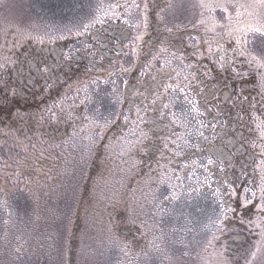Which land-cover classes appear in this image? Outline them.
I'll use <instances>...</instances> for the list:
<instances>
[{
	"label": "snow or ice",
	"instance_id": "6c2138e0",
	"mask_svg": "<svg viewBox=\"0 0 264 264\" xmlns=\"http://www.w3.org/2000/svg\"><path fill=\"white\" fill-rule=\"evenodd\" d=\"M0 7L6 8L7 0H0ZM89 7L90 12L71 26H45L44 30L36 26L23 32L24 40L40 46L71 38L83 46L74 43L55 62L37 65V74L47 77L46 93L53 86L64 91L39 114L19 110L12 114V120L21 122L19 127L10 123L7 131L0 127L5 138L0 147L9 139L13 141L7 157L0 156V185L30 192L32 175L41 172L33 166L45 159L48 150L44 144L58 148L71 141L80 153L82 170L90 167L89 161L99 148L109 151L119 145L117 156L127 166L122 170L139 175L137 183L143 187L130 190L134 195L120 214L113 215L115 203L109 213V243L121 254L117 264H139L141 257L148 259L153 251L174 264L167 253L169 245L188 249V237L195 239L201 233L210 234L204 251L218 244L222 249L218 264H229L227 240L217 235L226 227L229 213L237 217L243 230L258 237L243 260V264H255L258 256L264 257V0H189L187 4L185 0H97ZM185 7L193 10L190 28L180 24L169 27L168 17L175 18L177 9ZM115 21H121L125 30L134 34L127 44L117 41L120 51L115 55L122 51L127 64L110 62L105 68L103 51L79 38L89 37L94 29L99 31ZM152 23L157 26L158 40L149 31ZM161 27L168 35L160 33ZM19 47L20 42L14 39L8 51L14 53ZM85 57L90 59L82 65L79 61ZM16 63L14 54L0 57V72L10 66L14 69ZM81 67L85 78L74 81L55 72L63 73L67 68L70 73ZM2 91L5 99L21 95L20 89L7 83ZM221 97L226 109L219 106ZM225 110L242 143L230 154L209 155L204 148L209 142L205 130L214 136ZM149 112L154 113L153 118ZM209 115L213 119L206 122ZM33 116L37 117L34 127L29 124ZM53 124L71 126L68 140L52 144L42 139L41 129ZM17 147L20 151L13 155L10 149ZM14 195V191L0 186V213L6 229L16 217ZM250 206L255 210L252 215H248ZM202 216L206 222L201 221ZM121 224L134 226L131 237L127 232L114 231ZM232 231L239 233L241 229ZM7 235L6 231L5 239ZM149 235L152 238L147 245L135 251L137 238ZM22 247H15L14 252L20 254ZM50 247L63 255L55 242ZM80 251L86 255L83 248ZM180 254L189 255L188 251ZM259 264H264V258Z\"/></svg>",
	"mask_w": 264,
	"mask_h": 264
},
{
	"label": "rangeland",
	"instance_id": "374dc122",
	"mask_svg": "<svg viewBox=\"0 0 264 264\" xmlns=\"http://www.w3.org/2000/svg\"><path fill=\"white\" fill-rule=\"evenodd\" d=\"M96 2L97 0H7V7H0V57L14 54L16 59L18 48L14 50V53L8 51L14 39H17L22 47L24 43L34 45L24 40L23 32L32 30L36 26H40L41 30H44L45 26L60 28L66 25L71 26L87 15L90 12L89 5L94 6ZM114 2L116 0H104V3ZM188 2L189 0H185V4ZM192 11L187 7L177 9L175 18L168 17V26L180 24L182 28H190L188 21L192 18ZM17 28L21 31H15ZM76 47H82V45ZM51 57L48 56V58ZM56 60L58 59L54 58V61ZM119 62L127 64V58L124 57V60H119ZM65 69L63 73L59 70L55 72L57 75H62ZM34 73L28 69L26 73H19L15 80H12L17 83L23 97H26L23 91L31 94L27 103L33 100V93L29 91V88L33 86L29 82L32 81L31 74ZM77 79H84V77ZM63 91L61 87L59 94ZM37 98L40 100V97ZM57 99L58 95L52 101L43 99L41 103H32L33 108L28 111L24 108L15 109L13 107L10 113V107L5 106L6 109L2 107L0 127L7 131L9 119L12 122L18 121L19 124L16 127H19L21 122L12 120V114L17 110L22 113H31L35 110L39 114L45 106ZM16 103L20 104V101ZM39 106L41 109L38 108ZM11 125L14 127L13 123ZM4 139V136L0 134V143H3ZM42 139L49 141L44 136ZM64 140L66 139H62ZM58 142L52 144H61ZM12 143L13 141L9 139L7 144L0 147V156L7 157L9 145ZM37 147L41 146L37 145ZM43 147L48 150L45 152V159L33 166L39 167L41 172L32 175L33 184L29 186L30 192L28 190L15 191L10 184L0 185L15 192L11 199L14 200L17 209L14 224L8 226L7 229L2 223L3 214L0 213V264H61L62 260H67L68 264H117V261L121 259V254L109 243L107 232L109 213L113 212L112 205L115 203L117 207L113 215L120 214L134 195L130 190L143 187L142 184L137 183L140 176L129 175L122 170L127 166L121 164L117 156L120 151L119 145H114L109 151H105L103 147L99 148L90 159V167L86 170L81 169L80 153L73 147L71 141L58 148H48L47 144ZM10 151L15 155L20 148H12ZM209 151L207 154L211 155L213 152ZM31 154V149H29V155ZM37 178L39 184L36 183ZM135 195L139 197V191ZM250 209L248 215H252L255 211L251 206ZM69 216L71 223H69ZM229 217L230 219L225 221L226 227L222 232H217V235L221 240H227V256L236 254L244 260L258 237L243 230L237 217H233L231 213ZM200 219L206 222L205 217L202 216ZM196 227L199 231V225ZM233 228H240L241 231L234 232ZM6 231L7 239L4 238ZM114 231L127 232L131 237L134 226L121 224ZM208 235L210 234L201 233L195 239L190 235L188 237L191 241L190 248L183 249L169 245L167 253L172 256L174 264H205V261L218 264V253L222 251L218 244L204 251ZM18 236L22 238L19 241L16 239ZM151 238V235L143 238L144 240L138 237L135 251L145 247ZM196 241L200 243L197 244ZM53 242L61 249L63 255L50 247ZM20 245L23 247L21 253L17 254L14 248ZM81 248L85 250L86 255L81 254ZM183 251H188L189 255L182 256L180 253ZM262 258L264 257L258 256L255 264H259ZM139 264H168V261L160 253L153 251L148 259L141 257ZM229 264H243V261L230 257Z\"/></svg>",
	"mask_w": 264,
	"mask_h": 264
},
{
	"label": "flooded vegetation",
	"instance_id": "af4514ba",
	"mask_svg": "<svg viewBox=\"0 0 264 264\" xmlns=\"http://www.w3.org/2000/svg\"><path fill=\"white\" fill-rule=\"evenodd\" d=\"M161 3H163V0H161ZM99 27V26H98ZM156 24L152 23L150 24L149 31L153 34L154 39H159V37L156 35ZM126 29V26L123 25L121 21H115L110 24H106L102 29L99 31L93 30V34L89 37H80L79 39L81 41L87 40L88 43H91L94 45L95 49L99 51H103L105 54V60L103 62V65L105 68H109L110 62L111 63H118L119 60L123 61L124 56L123 52L121 51V55L117 56L115 53L117 51H120V45L117 44V41L120 42V44H127L131 35H133V31L131 29ZM160 33L163 35H168L166 32L163 31V28H160ZM177 35H182V33H178ZM146 40H149V37L145 38ZM76 44V46L82 45L79 43L75 38L69 39V41H57L55 45H49L45 43V45H31V44H23V47H19L16 50V60L17 63L15 65V68L9 67L6 72H0V109L3 107L6 109L5 106L8 108L10 107V113L11 110H13V107L18 108H24L26 111L30 110V108H33L32 103L38 102L41 103L42 100H48L52 101V99L57 96L60 93L61 87L53 86V88L45 92L44 84L45 79L47 78L44 76V78L41 77V75L37 74V65L41 61H49L48 63H53L54 58L59 59L60 56L63 54V51H66L68 47H71L73 44ZM172 43L175 44L176 40H172ZM101 44L104 45L103 49H101ZM83 46V45H82ZM147 51V48L144 49ZM123 51H127V49H124ZM27 52L28 55L25 56L24 53ZM79 55V54H77ZM48 56H52L51 58H48ZM90 59V57H85L79 63L82 65L87 64V61ZM33 60L35 62H33ZM26 71H25V70ZM34 71L35 73L32 75V81L29 82L30 85L33 87L29 88V91L33 93V100L31 103H27V99L31 97V94L23 93L26 95V97H23L22 94L12 98L10 95L5 99V94L2 91L3 84L7 83L11 87H17V83L15 81V78L19 73H26L27 70ZM95 73V70H93ZM30 74V72H28ZM65 76L68 80H73L77 78H85V69L84 67H81L79 71H77L75 68H73L72 72H68L67 68L65 69V73L62 74ZM136 73H132V76H136ZM23 83V80L21 81ZM132 83H135L134 80L131 81ZM211 83V82H209ZM21 84V83H20ZM37 97H40V100H38ZM43 97V99H41ZM20 104H17L16 102ZM212 103H215V101H212ZM31 106V107H30ZM219 106L221 109H226L227 105L225 104L224 98L221 97L219 101ZM41 109V107H38ZM43 108V107H42ZM215 109H213V112ZM38 114L37 111H33L28 114ZM11 115V114H10ZM149 118L154 117V113L149 112ZM228 111H224L219 120L217 121V128L215 131V135L213 136V133L211 130H205V134L209 136V142L204 143V148L210 153L212 152H224L226 154H230L232 151H235L236 148L240 146L241 141L238 139L237 130L233 126V121L231 119H226L228 117ZM36 116H33L31 120H29V124L34 127V120L36 119ZM27 119V117H26ZM213 117L211 115L206 117V122L212 120ZM8 123H13L14 127H16L19 122L14 121L12 122L10 119L8 120ZM58 129V131H57ZM41 131L44 132V137H46L50 143L54 142H62V139H68L71 136L72 128L70 125H51V127L45 126L44 129H41ZM67 132V135H61V133ZM212 134V135H211ZM235 140V143H232V141ZM58 142V143H59ZM251 178V177H250ZM247 187V185H244ZM143 239V238H142ZM144 240V239H143ZM232 244V243H231ZM137 245V242H136Z\"/></svg>",
	"mask_w": 264,
	"mask_h": 264
},
{
	"label": "trees",
	"instance_id": "16d2710c",
	"mask_svg": "<svg viewBox=\"0 0 264 264\" xmlns=\"http://www.w3.org/2000/svg\"><path fill=\"white\" fill-rule=\"evenodd\" d=\"M244 251H245V247L243 248V252ZM229 256L232 257V258H236V259L240 260L241 262L243 261V259H241V256H237L236 254H230Z\"/></svg>",
	"mask_w": 264,
	"mask_h": 264
}]
</instances>
